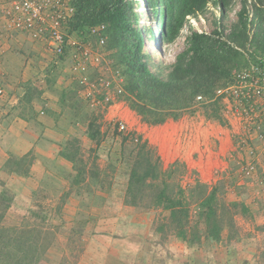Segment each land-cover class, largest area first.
Wrapping results in <instances>:
<instances>
[{
    "label": "rangeland",
    "instance_id": "374dc122",
    "mask_svg": "<svg viewBox=\"0 0 264 264\" xmlns=\"http://www.w3.org/2000/svg\"><path fill=\"white\" fill-rule=\"evenodd\" d=\"M127 1L137 13L134 25L153 31L154 39L146 40L144 52L150 69L161 76L185 49L187 36L199 30L209 34L221 25L232 27L242 6L241 0H232L222 16L209 2L200 13L204 22L191 15L197 24L187 30L182 26L177 38L167 43L161 42L156 19L142 0ZM184 23L188 25L187 17ZM87 39L101 58L79 71L73 68L70 48L58 59L44 43L17 33L6 37L0 27V46L13 52L9 65L0 67V95L18 97L14 108L23 119V114H30L32 97L43 94L42 100L57 105L63 136L59 141L50 138L76 159L66 168L51 163L52 174H36L34 168L30 178L32 150L7 155L0 167V226L32 229L25 236L40 246L32 254L34 264H264V139H250L248 121L228 112L224 106L229 104L223 102L214 106L194 99L172 109L162 123L146 121L122 95L124 78L114 50L108 49V33L102 45L93 37ZM222 81L221 77L217 84ZM152 107L156 112L163 108ZM120 122L125 126L122 131ZM141 144L153 148L163 168L174 161L186 165L183 175L179 165L173 174L174 193L180 185L189 194L198 179L215 184L219 196L239 205L233 224L223 226L219 239L206 235L194 200L191 232L198 234L185 240L174 231H156L157 220L167 212L151 201L144 199L136 206L124 202L133 157ZM22 156L25 160H18ZM13 167H29L28 174H17Z\"/></svg>",
    "mask_w": 264,
    "mask_h": 264
},
{
    "label": "trees",
    "instance_id": "16d2710c",
    "mask_svg": "<svg viewBox=\"0 0 264 264\" xmlns=\"http://www.w3.org/2000/svg\"><path fill=\"white\" fill-rule=\"evenodd\" d=\"M231 1L142 0L144 7H147L156 19L161 42L167 43L177 38L187 15L203 13L207 4L213 2L224 16ZM241 2L238 20L232 25L230 33H224L223 25L221 28H214L209 34L192 32L186 37L185 49L175 56L165 76L150 69L149 56L144 52V46L146 40L154 39V34L150 26L139 30L134 25L137 22V13L131 1L75 0V13L70 22V31L83 36L92 25L101 22L106 25L108 49L114 50L112 54L124 78L122 95L129 101V106L143 115L146 121L159 124L171 115L175 107L187 105L200 94L211 98L218 86L231 81L233 69L241 66L246 60L229 42L240 47H245L246 43L250 42L256 53L264 55V0H254L252 4L254 16L251 22L254 29L251 38L247 33V0ZM221 77L223 81L217 84ZM211 104L219 106L220 99H215ZM153 105H161L163 108L156 112ZM59 151L60 156L74 164L76 159L72 154L65 150ZM24 158L25 156H22L18 160H25ZM133 159L124 202L136 206L147 199L162 212H167L157 220L156 231L162 234L174 231L177 237L184 240L188 235L196 238L197 231L191 232V226H195L192 224L193 200L200 210L198 214L204 220L208 237L219 239L223 226L233 224L239 205L225 201L219 196L215 184L209 186L195 179L196 184L193 190H189V194L186 193L187 188L180 185L177 186V193H174L171 179L178 170L179 162L174 161L163 168L153 148H147L144 144L138 147ZM179 166L180 174L183 175L187 167L183 163ZM28 168L10 169L25 176L28 174ZM240 208L245 209L243 205H240ZM1 217L0 215V220ZM31 230L25 227L18 229L0 226V264H34L32 254L37 253L40 246L30 240L29 235L25 236Z\"/></svg>",
    "mask_w": 264,
    "mask_h": 264
},
{
    "label": "built area",
    "instance_id": "2783aa9c",
    "mask_svg": "<svg viewBox=\"0 0 264 264\" xmlns=\"http://www.w3.org/2000/svg\"><path fill=\"white\" fill-rule=\"evenodd\" d=\"M74 1L0 0L2 33L6 37L11 36V33L22 34L29 41L42 42L58 59L64 55L67 48H70L73 68L79 71L86 70L88 63L99 61L101 58L100 54L94 52L87 43V38L93 37L97 44H104L106 25L102 22L92 25L83 36L71 32L70 22L75 13ZM253 2L254 0H247L246 4L249 38L252 37L254 29V24L251 22L254 16ZM196 18L204 22L200 13ZM187 20L188 25L183 24L185 30L197 24L195 17L187 16ZM226 31L230 33L231 26H226L224 33ZM199 32L203 31L199 30ZM73 33L75 37H72ZM229 43L245 56L246 61L233 69L231 81L218 86L214 90L213 97L208 98L200 94L195 100L211 103L219 98L221 105L228 103L229 105H223L228 112L237 114L242 121H248L247 131L251 135L249 138L262 140L264 139V55L256 53L250 42H247L245 47L233 42ZM124 128V124L120 122L118 130L122 131Z\"/></svg>",
    "mask_w": 264,
    "mask_h": 264
},
{
    "label": "crops",
    "instance_id": "0c3cea01",
    "mask_svg": "<svg viewBox=\"0 0 264 264\" xmlns=\"http://www.w3.org/2000/svg\"><path fill=\"white\" fill-rule=\"evenodd\" d=\"M12 55L11 47L7 49L5 45L0 46L1 68H6V65H9ZM42 97L43 94L39 95L38 98L32 97L30 99L28 106L30 114H23L25 115L23 119V117L17 115L19 112L14 108L15 105L19 104L18 97L15 95L11 97L0 95V167L7 155L20 156L32 150L35 158L29 171L28 176L30 178L34 173V168H38L36 174L43 175L44 172L53 173V167H50L53 162H59L65 168L71 164L70 161L58 154L59 149L50 138L52 136L59 137V141L63 136L62 131L58 128L59 120L62 118L61 112L57 109V105H54L51 101L42 100ZM50 106L53 110H49ZM54 109L58 112H54ZM1 116L3 119H1ZM39 170L41 172H38ZM60 172L62 171L56 173Z\"/></svg>",
    "mask_w": 264,
    "mask_h": 264
},
{
    "label": "clouds",
    "instance_id": "9594fccd",
    "mask_svg": "<svg viewBox=\"0 0 264 264\" xmlns=\"http://www.w3.org/2000/svg\"><path fill=\"white\" fill-rule=\"evenodd\" d=\"M187 16H191V15H187ZM187 16H186V17H187ZM196 16H197V15H196ZM198 33H200V32H198Z\"/></svg>",
    "mask_w": 264,
    "mask_h": 264
}]
</instances>
